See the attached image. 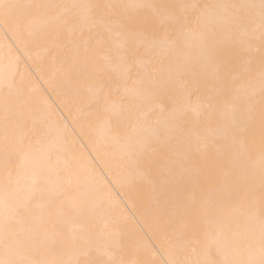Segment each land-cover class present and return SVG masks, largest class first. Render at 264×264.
<instances>
[{"label": "bare ground", "instance_id": "bare-ground-1", "mask_svg": "<svg viewBox=\"0 0 264 264\" xmlns=\"http://www.w3.org/2000/svg\"><path fill=\"white\" fill-rule=\"evenodd\" d=\"M3 2L0 202L34 258H244L264 218L260 0Z\"/></svg>", "mask_w": 264, "mask_h": 264}, {"label": "snow or ice", "instance_id": "snow-or-ice-1", "mask_svg": "<svg viewBox=\"0 0 264 264\" xmlns=\"http://www.w3.org/2000/svg\"><path fill=\"white\" fill-rule=\"evenodd\" d=\"M17 5H11L4 3L3 0H0V10H3L5 15H7L8 10ZM67 7H78L77 5H69ZM89 9H93L99 6L88 5L86 6ZM112 7V6H109ZM246 7H257L256 5H248ZM260 9V26L264 29V0H260L259 4ZM82 23L86 27L93 26L95 24L94 17L90 13L86 17L81 18ZM125 24L123 22L117 23L115 25L114 35L116 37H121L124 35L123 29ZM111 31V29H110ZM131 32H128V36H131ZM134 55V52L130 48H125L122 44H117V56L121 61V65L125 72H131L132 66L129 62L128 57ZM12 184V180L9 179L8 185ZM7 192V188H6ZM3 204L5 209L3 222L0 223V248H2L3 254L0 255V264H57V262H52L48 260H40L34 258L33 253L36 251L34 245L28 243L29 239H35V236L24 237L22 233L17 231L15 216L19 214V209H14L12 213L7 211L8 204L7 199L0 202ZM26 210V209H25ZM259 235L258 242L255 239L256 234V225H251V239L247 245L246 256L238 260H226L224 264H264V218L259 222ZM44 226L41 225L37 230L43 231ZM78 264V262H77ZM89 264H99V262L90 261ZM182 264H197L195 260H187L182 262Z\"/></svg>", "mask_w": 264, "mask_h": 264}, {"label": "rangeland", "instance_id": "rangeland-1", "mask_svg": "<svg viewBox=\"0 0 264 264\" xmlns=\"http://www.w3.org/2000/svg\"><path fill=\"white\" fill-rule=\"evenodd\" d=\"M263 198H264V196H263Z\"/></svg>", "mask_w": 264, "mask_h": 264}]
</instances>
